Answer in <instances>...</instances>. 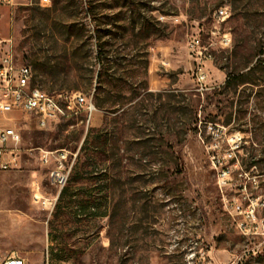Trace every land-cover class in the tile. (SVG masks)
<instances>
[{
  "label": "rangeland",
  "instance_id": "obj_1",
  "mask_svg": "<svg viewBox=\"0 0 264 264\" xmlns=\"http://www.w3.org/2000/svg\"><path fill=\"white\" fill-rule=\"evenodd\" d=\"M193 35L211 57L202 92ZM6 53L40 89L81 93L96 110L88 124L70 111L44 129L8 115L22 161L0 171V253L28 264L46 254L49 264H264V0H0ZM40 148L76 153L52 209L32 199V181L55 193Z\"/></svg>",
  "mask_w": 264,
  "mask_h": 264
},
{
  "label": "built area",
  "instance_id": "obj_2",
  "mask_svg": "<svg viewBox=\"0 0 264 264\" xmlns=\"http://www.w3.org/2000/svg\"><path fill=\"white\" fill-rule=\"evenodd\" d=\"M4 1L10 3L12 0ZM226 14L227 10L224 7L214 12V16L220 19H223ZM220 41L227 46L230 38L223 34ZM187 54L190 58L189 69L198 86L197 91L202 92L206 88L208 76L206 64L211 57L206 47L200 43L199 37L194 35L187 42ZM95 110L96 107L91 97L81 93L53 95L40 89L33 84V71L29 65L17 64L11 54H4L0 57V171L17 170L22 161L21 133L13 124L14 117L8 115L22 114L37 128L44 129L68 116L70 111H82L85 122L88 124ZM39 152L40 163L47 170L48 184L55 189V193L51 197L44 196L40 183L32 181V199L52 209L70 178L76 153L65 148L53 150L40 148ZM217 165H221L219 160H217ZM214 167L217 168L215 164ZM217 171L218 179L224 184L228 169L221 166ZM0 264L28 263L18 255L0 253ZM42 264H49L47 254Z\"/></svg>",
  "mask_w": 264,
  "mask_h": 264
}]
</instances>
